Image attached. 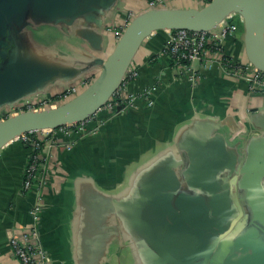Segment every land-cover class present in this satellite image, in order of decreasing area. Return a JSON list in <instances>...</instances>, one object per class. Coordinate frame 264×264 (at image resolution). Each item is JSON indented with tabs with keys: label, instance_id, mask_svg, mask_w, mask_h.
Returning a JSON list of instances; mask_svg holds the SVG:
<instances>
[{
	"label": "crops",
	"instance_id": "crops-1",
	"mask_svg": "<svg viewBox=\"0 0 264 264\" xmlns=\"http://www.w3.org/2000/svg\"><path fill=\"white\" fill-rule=\"evenodd\" d=\"M149 1L106 0L92 15L100 27L92 20L69 26L28 10L7 53L57 76L23 100L53 99L70 88L81 92L100 71L95 60L106 59L116 44L105 29L147 11ZM199 7L194 0H165L163 6ZM229 20L237 30L223 42L225 55L248 64L243 22L238 15ZM87 28L102 36L100 51L83 40L80 32ZM32 35L37 44L29 42ZM170 37L171 31L155 32L129 67L137 75L128 92L150 89V100H138L94 135L58 134L47 146L54 155L53 174L38 231L50 264L264 263V250L256 243V237H264V94H250L245 80L217 66L192 64L199 75L193 85L165 60L154 63ZM4 112L0 106V120L7 117ZM30 152L19 140L0 150V264H16L9 240L32 224L36 197L25 194L22 184ZM195 203L207 211L199 228L206 229V222L223 235H213L201 248L205 255L182 262L168 253L165 235Z\"/></svg>",
	"mask_w": 264,
	"mask_h": 264
},
{
	"label": "water",
	"instance_id": "water-1",
	"mask_svg": "<svg viewBox=\"0 0 264 264\" xmlns=\"http://www.w3.org/2000/svg\"><path fill=\"white\" fill-rule=\"evenodd\" d=\"M105 1L0 0V106L11 110L20 102H27L23 100L26 95L57 76L54 70L23 63L14 59L12 51L7 53L12 36L23 25L28 10L51 21L68 23L69 26L92 20L100 27V21L92 15L99 11ZM231 15H238L243 22L247 62L255 70L264 72V0H211L199 8H151L129 21L106 59L95 60L100 71L76 96L55 107L19 112L1 119L0 150L24 134L79 124L96 114L121 86L137 51L155 32L212 31L227 24ZM87 29L80 32L83 40L91 49L100 51L102 36ZM204 215L207 216L205 207L195 203L185 213L186 219H176L170 223L165 246L172 257L182 262H192L196 257L205 255L201 248L205 250L208 247L213 235H223L215 234L216 230L210 229L206 222L203 223L206 229L199 228ZM256 243L264 250V237H256Z\"/></svg>",
	"mask_w": 264,
	"mask_h": 264
},
{
	"label": "built area",
	"instance_id": "built-area-1",
	"mask_svg": "<svg viewBox=\"0 0 264 264\" xmlns=\"http://www.w3.org/2000/svg\"><path fill=\"white\" fill-rule=\"evenodd\" d=\"M194 1L202 7L211 0ZM164 4L165 0H150L148 2L150 9L161 8ZM131 19H133L132 14L127 17L123 26L107 28V33L111 34L117 41ZM236 30L237 26L228 19L227 24H222L218 29L212 31H171L168 43L153 60L163 59L167 62V65L168 62H171L169 68L177 76L187 74L188 81L193 85L199 80V75L193 70L192 64L200 63L205 67L217 66L225 74L245 80L250 94H264V72L255 70L249 63L242 64L229 59L225 55L223 42ZM136 75L135 71L129 69L118 90L96 114L86 121L75 125L63 126L56 130L27 133L19 137L18 140L31 149L23 172V191L33 192L36 198L30 212L31 226L28 230L20 232L9 240L11 255L15 259L16 264L51 263V259L43 250L38 231L44 191L50 185V178L53 174L51 163L54 155L47 150V146L55 143V136L58 134L66 138L74 137L78 139L94 135L109 119L134 108L138 100H150V89L140 94L128 92L127 86ZM78 93L79 91L76 88H70L62 94L60 99L68 101ZM55 104L56 100H38L34 103L20 102L9 111L10 114H16L29 110L49 108ZM151 104L152 102L149 101V105ZM118 108H120L119 111L117 110ZM102 113L106 115L105 119L99 117ZM7 116L10 115L7 113Z\"/></svg>",
	"mask_w": 264,
	"mask_h": 264
},
{
	"label": "rangeland",
	"instance_id": "rangeland-1",
	"mask_svg": "<svg viewBox=\"0 0 264 264\" xmlns=\"http://www.w3.org/2000/svg\"><path fill=\"white\" fill-rule=\"evenodd\" d=\"M197 5H198V4H197ZM50 31H52V30H50ZM45 33L48 34L47 30L45 31ZM110 35H111V34H110ZM33 36H34V40L32 41ZM32 38H31V40H30L29 42H30L31 44H34V43L37 44V38H36V36H35V35H32ZM61 96H62V95H60V96L58 97L59 99L56 100V104H57V103L59 104L61 101H62V102H65V100L63 101V100L60 99ZM48 100H52V99L49 98ZM56 104H55V105H56ZM51 107H54V105H52ZM7 113H8V115H12V114H10V111H9V110H6V109H5V112H4L3 116H6ZM3 116H1V118H2Z\"/></svg>",
	"mask_w": 264,
	"mask_h": 264
},
{
	"label": "trees",
	"instance_id": "trees-1",
	"mask_svg": "<svg viewBox=\"0 0 264 264\" xmlns=\"http://www.w3.org/2000/svg\"><path fill=\"white\" fill-rule=\"evenodd\" d=\"M229 59H231V60H234L233 58H230V57H228ZM166 62V61H165ZM154 63H155V61H154ZM167 63V62H166ZM168 68H169V66H171V62H168ZM59 98L58 97H55V98H53L52 100L54 101V100H58ZM24 192V191H23ZM25 194H33L34 195V193L33 192H24Z\"/></svg>",
	"mask_w": 264,
	"mask_h": 264
}]
</instances>
